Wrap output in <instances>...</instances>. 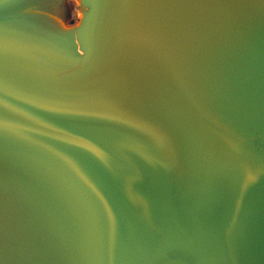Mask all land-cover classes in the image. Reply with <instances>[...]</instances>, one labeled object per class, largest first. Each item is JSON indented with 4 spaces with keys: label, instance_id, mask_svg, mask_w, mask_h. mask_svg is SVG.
I'll list each match as a JSON object with an SVG mask.
<instances>
[{
    "label": "water",
    "instance_id": "water-1",
    "mask_svg": "<svg viewBox=\"0 0 264 264\" xmlns=\"http://www.w3.org/2000/svg\"><path fill=\"white\" fill-rule=\"evenodd\" d=\"M79 2L0 0V264H264V0Z\"/></svg>",
    "mask_w": 264,
    "mask_h": 264
},
{
    "label": "rangeland",
    "instance_id": "rangeland-1",
    "mask_svg": "<svg viewBox=\"0 0 264 264\" xmlns=\"http://www.w3.org/2000/svg\"><path fill=\"white\" fill-rule=\"evenodd\" d=\"M44 8L41 7L42 9H45L44 11L45 14L43 17H40L39 20V31L44 34V35H40V40L43 41L42 37H45V35L50 34V32H52L53 30H69L70 28L73 29L74 26H76V24L79 22V18L80 15L83 10V7L81 6L80 2L78 0H44ZM80 11V12H79ZM42 21H44L45 23H48V28H43L42 26ZM61 21V22H60ZM63 23V24H62ZM48 29V30H46ZM46 30V31H45ZM5 183L7 184V182L5 181ZM11 185V188L13 191H11V202L14 206V196H16V182L13 180L12 182H9ZM1 186V185H0ZM6 193L5 191L2 192V188H0V198H2V201L0 199V210L3 209L7 210V212H10V210H13V206H10L9 203V199L10 197H6L5 196ZM8 199V200H6ZM7 201V203H5ZM2 202V203H1ZM5 203V204H3ZM3 206V207H2ZM11 208V209H9ZM6 212V214H8ZM12 212V211H11ZM5 224L3 222L0 221V244H1V238H3L4 236V232H5ZM0 247H2V244L0 245ZM0 251H2V248H0ZM5 253V252H4ZM0 257H2L3 259V255L0 253ZM5 259L7 260H11L12 258H10L9 256H6L4 254Z\"/></svg>",
    "mask_w": 264,
    "mask_h": 264
},
{
    "label": "bare ground",
    "instance_id": "bare-ground-1",
    "mask_svg": "<svg viewBox=\"0 0 264 264\" xmlns=\"http://www.w3.org/2000/svg\"><path fill=\"white\" fill-rule=\"evenodd\" d=\"M79 1V0H78ZM80 12V11H79ZM81 13V12H80ZM81 16V15H80ZM61 22V21H60ZM63 24V23H62ZM77 25V24H76ZM71 29V28H70ZM1 185V184H0ZM3 198V197H2ZM2 198H0L1 200H2ZM6 200H8V199H6ZM10 200H11V198H10ZM2 201H4V200H2ZM2 203V202H1ZM5 203H7V201L5 202ZM5 203H3V204H5ZM1 206V205H0ZM3 207V206H2ZM8 207H10V206H7V208ZM9 209H11V208H9ZM8 210V209H7ZM7 210H6V212H7ZM5 211V210H4ZM11 211H13V210H11ZM8 213V212H7ZM6 219H8V215L7 214H5V216H2L1 214H0V221L2 222V221H4V220H6ZM1 230V229H0ZM2 244V243H1ZM0 244V245H1ZM0 248H2V247H0ZM1 252V251H0Z\"/></svg>",
    "mask_w": 264,
    "mask_h": 264
}]
</instances>
